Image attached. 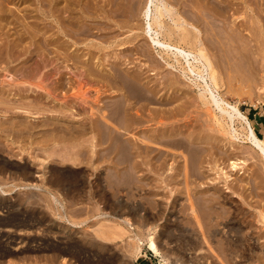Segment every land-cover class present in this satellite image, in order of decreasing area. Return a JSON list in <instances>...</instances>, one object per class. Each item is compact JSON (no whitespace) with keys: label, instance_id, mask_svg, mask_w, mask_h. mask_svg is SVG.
Masks as SVG:
<instances>
[{"label":"rangeland","instance_id":"obj_1","mask_svg":"<svg viewBox=\"0 0 264 264\" xmlns=\"http://www.w3.org/2000/svg\"><path fill=\"white\" fill-rule=\"evenodd\" d=\"M206 1L167 2L186 18L193 12L198 14L201 28L206 20L202 17L205 14L203 12H207V16L214 19L213 10L216 4L228 7L230 13L227 15V21L221 16L213 20L227 30L230 29L228 32L234 30L235 33L230 34V37L235 42L231 43L232 38L227 37L224 41L237 46L230 50L227 58L231 69L228 73V87L224 85L220 92L227 95L224 97L229 102L239 105L240 110L249 117L257 135L264 138V132H260L256 122L257 117L264 116V0ZM145 3L146 0H0V10L4 8L1 10L3 14L0 13V90L5 88L10 92H18L22 88L36 86L40 92L32 93L33 95L30 93L31 97L27 101L33 102L32 106L38 104V107H42H39L38 111L28 108L34 112H30L31 114L36 112L35 117L31 114L30 117L25 116V111L18 109L11 110L9 114L5 111L0 113V118L6 123L2 127L11 124L16 117L22 124L33 128L26 129L24 125L21 126L22 134L5 131L0 133V264H255L260 260L264 264V158L243 138L244 136L240 135L234 140L219 126H213L209 121L207 108L196 98L197 89H189L183 76L178 79L180 78V82L185 86L172 87V81L168 78H173L174 74L178 73L170 70L168 72L163 68V64L156 59V49L150 46L148 36L144 33L142 13ZM240 15L242 16L238 19ZM56 16H62V24L65 26L57 23ZM17 17L20 19L16 20ZM12 18L16 19L11 21ZM13 52L17 54L14 53L17 58ZM59 55L60 61L53 63ZM66 56H69V59L65 58ZM116 60L121 62L122 66L117 63L120 69L142 72V77H145L142 81L144 83L139 82L144 85L142 88L148 89L155 85L154 88L159 89V92L156 91V97L152 95L156 98V101L152 100L154 104H137L134 101L133 104L138 108L133 104L130 107L138 109L134 110L139 113L130 109L133 110L131 113H137L135 116L138 119L144 116L142 119L140 117L142 122H139V125L143 122L144 125L138 127V131H133L137 136L141 138L147 135L140 132L142 129H148V133L155 130L154 134L164 129L166 139L161 146L165 147L159 146L160 150L165 151L168 156L173 151L180 157L186 151L183 152V148L176 146L175 138L191 139V135L196 137L193 143L200 148L197 163L199 166L195 174L198 178L191 173L188 180L190 194L186 191L185 175L177 176L178 168L181 169L179 164L183 163L179 156L176 160L165 156L166 166L170 164L175 168L159 171L155 160V166L154 163L150 166L149 157L147 159L143 153L144 159L140 160L144 163L139 179L124 176L121 180L122 168L111 163L113 157L109 160V157L103 155L102 147L92 148L94 137L91 133L82 135L81 138L76 137L75 140L72 137L75 142L69 144L73 146L65 141L60 143L62 145L59 147L56 137L52 138V133L55 132L51 130L55 122H65V119L69 121L74 117V120L82 123L87 121V124L95 111V108H92L96 107V103L110 100L108 96L113 90L106 87L107 84L100 75L92 76L85 69H98V74L103 72L101 75H110L111 61ZM45 61H48V64ZM61 61H65L64 65L68 61V66L74 68V71L63 70V76L67 72L71 73H67L60 81V74H56L54 66ZM166 83L171 85L167 86ZM188 90L189 92H186ZM46 94L50 95V98H44ZM51 97L52 100L55 98L53 102L56 99L57 101L52 103ZM11 98V102L14 100L16 104L28 105L23 99ZM92 104L95 106L92 107ZM178 107H181L180 110ZM150 117L154 121L150 120ZM159 120H163V126L158 123ZM45 122L51 123L50 127H46ZM185 124H188L189 129ZM238 124L236 123L234 128L242 131ZM174 128L183 129L185 134L177 136L178 134L174 133L177 130ZM171 132L175 135L169 134ZM201 137L203 140L199 139ZM53 141L57 142H54L56 146ZM66 146L74 148V152L82 148L83 161L65 159ZM157 171L164 173L160 175ZM191 199L197 205V218L190 211ZM130 210L137 211L133 215ZM138 215H142L144 220L141 217L140 220ZM127 217L133 223V229L122 223L123 218ZM118 225L125 228L123 236L119 233ZM134 226L139 229H134ZM141 230L145 235L154 232L157 244L169 260H164L146 246L142 247L141 254L136 255L134 233Z\"/></svg>","mask_w":264,"mask_h":264},{"label":"bare ground","instance_id":"obj_2","mask_svg":"<svg viewBox=\"0 0 264 264\" xmlns=\"http://www.w3.org/2000/svg\"><path fill=\"white\" fill-rule=\"evenodd\" d=\"M3 1V0H2ZM8 1V0H7ZM11 1V0H10ZM30 1V0H29ZM66 1V0H65ZM168 1V0H167ZM166 0H146L145 6H143V19H144V25H143V29H144V33L148 36V39L150 41V46L154 48V50L156 49L157 51V60L161 63V65L163 64V68L170 70L173 73H178V74H174V77L172 78H168L169 81H172L171 83L173 84L172 87H177V86H185V84L181 81L180 82V78L178 79V77H182L185 78L187 81L186 86L191 89L192 87L196 88L198 91L197 94V99L198 101H201L203 106L205 105V107L207 108L208 111V116H209V121L214 124L213 126H219L221 128L222 131H224L229 138L231 139H237L240 137V135L244 136L243 138H245L249 144L251 143L252 147L255 148L260 155L264 158V138H261L257 135V133L255 132L254 126L252 125V123L250 122V119L247 115H245L239 108V105L237 103H231L227 100L226 97L227 95H223L220 92L221 87H223L224 85H227L228 79L230 77L229 71L231 70L230 67V61L227 60L228 55L230 54V50L234 48H236L237 46H235V44H231L234 43L235 40L230 37V34L235 33L233 29H231L230 32H228L229 30H227V28H225L224 26L218 25V23L216 24L215 22H213L214 19H217L216 17L221 16L222 18H226L225 21H227V15L228 13H230L228 11V7L225 5H217L214 11V19H212L211 16H207V12H203L205 13L204 15H202V17H204V20L202 25L203 28H201L200 25V16L198 14H195L193 12V14H189L187 15V18L183 15L180 14V11H178L176 9V7L171 6ZM206 1V0H205ZM227 1V0H226ZM247 1V0H246ZM74 2V1H72ZM175 2V1H174ZM207 2V1H206ZM204 2V3H206ZM222 2V1H221ZM220 2V3H221ZM225 2V1H224ZM231 2V1H230ZM50 3V2H48ZM171 3V2H170ZM5 4V3H4ZM16 4V3H15ZM31 4V3H30ZM59 4V2H58ZM63 4V3H62ZM66 4V3H65ZM68 4V2H67ZM66 4V5H67ZM112 4V3H111ZM122 4V3H120ZM174 4V3H173ZM20 5V4H19ZM38 5V4H37ZM65 5V8H66ZM89 5V4H88ZM114 5V4H113ZM112 5V6H113ZM130 5V4H129ZM180 5V4H179ZM206 5V4H205ZM208 5V4H207ZM206 5V6H207ZM17 6V5H16ZM31 6V5H30ZM58 6V5H57ZM69 6V5H68ZM67 6V7H68ZM118 6V4H117ZM177 6V5H176ZM205 6V7H206ZM230 6V5H229ZM1 7V5H0ZM4 7V6H3ZM7 7V6H5ZM62 7V6H61ZM204 7V6H203ZM214 6H212L213 9ZM19 8V7H18ZM54 8V7H53ZM103 8V7H102ZM106 8V7H105ZM211 8V7H210ZM4 9V8H3ZM1 9V10H3ZM62 9V8H61ZM71 9V7H70ZM69 9V10H70ZM74 9V8H73ZM104 9V8H103ZM0 10V13H1ZM83 10V9H82ZM128 10V9H127ZM180 10V9H179ZM211 10V9H210ZM42 11V10H41ZM75 11V10H74ZM133 11V10H132ZM202 11V10H201ZM200 11V12H201ZM208 11V10H207ZM89 12V11H88ZM93 12V11H92ZM116 12V11H115ZM241 12V11H240ZM59 13V12H58ZM91 13V12H90ZM95 13V12H94ZM126 13V12H125ZM212 13V12H211ZM210 13V14H211ZM3 14V13H1ZM0 14V15H1ZM62 14V13H61ZM85 14V13H84ZM241 14V13H240ZM5 15V12H4ZM30 15V14H29ZM67 15V14H66ZM83 15V14H82ZM109 15V14H108ZM186 15V14H185ZM201 15V14H200ZM231 15V14H230ZM235 15V14H234ZM8 16V15H7ZM18 16V15H17ZM79 16V15H78ZM106 16V15H105ZM111 16V15H109ZM114 16V15H112ZM242 15L238 16L237 18L239 19ZM67 17V16H66ZM73 17V16H72ZM190 17V18H188ZM220 17V18H221ZM26 18V17H25ZM30 18V17H29ZM36 18V17H35ZM45 18V17H44ZM71 18V17H70ZM78 18V17H77ZM86 18V17H85ZM96 18V16H95ZM105 18V17H104ZM107 18V17H106ZM109 18V17H108ZM132 18V17H131ZM236 18V19H237ZM6 19V18H5ZM9 19V18H8ZM13 19L16 18H12L11 21ZM20 18L17 17L16 20H19ZM34 19V18H32ZM84 19V18H83ZM94 19V18H91ZM114 19V18H113ZM203 19V18H202ZM208 19V20H207ZM1 20V19H0ZM29 20V19H28ZM39 20V19H36ZM79 20V19H78ZM86 20V19H85ZM212 20V21H211ZM5 21V20H4ZM10 21V20H9ZM52 21V20H51ZM56 21L57 23H59L60 25L63 23L62 22V16L58 17L56 16ZM67 21V20H65ZM70 21V20H69ZM73 21V18H72ZM81 21V20H80ZM79 21V22H80ZM215 21V20H214ZM222 21V20H220ZM224 21V22H225ZM6 22V21H5ZM22 22V21H21ZM71 22V21H70ZM85 22V21H84ZM202 22V20H201ZM224 22H222V24L224 25ZM10 23V22H8ZM221 23V22H220ZM227 23V22H226ZM67 24V23H66ZM74 24V23H73ZM72 24V25H73ZM85 24V23H84ZM250 24V23H249ZM65 26V24H62ZM78 25V24H77ZM28 26V25H26ZM71 26V25H70ZM89 26V25H88ZM245 26V25H244ZM251 26V25H250ZM68 27V26H67ZM105 27V26H104ZM80 28V27H79ZM103 28V27H102ZM60 29V28H59ZM66 29V28H64ZM101 29V28H100ZM61 30V29H60ZM71 30V29H70ZM99 30V29H98ZM239 30V29H238ZM252 30V29H251ZM63 31V30H62ZM66 31V30H65ZM78 31V30H77ZM75 31V32H77ZM41 32V31H40ZM60 32V31H59ZM64 32V31H63ZM68 32V31H67ZM84 32V31H83ZM238 32V31H237ZM66 33V32H65ZM85 33V32H84ZM255 33V32H254ZM253 33V34H254ZM74 34V33H73ZM67 36V34H65ZM232 36V35H231ZM21 37V36H20ZM230 39L232 38V40H230L231 43H229L228 41L225 42L224 39ZM1 42V41H0ZM57 42V41H56ZM20 45V44H19ZM56 46V45H55ZM17 47V46H16ZM20 47V46H18ZM60 47V46H59ZM15 48V47H14ZM23 48V47H21ZM24 50H26L24 48ZM66 50V49H65ZM71 50V49H69ZM23 51V49H22ZM27 51V50H26ZM25 51V52H26ZM77 51V50H76ZM72 52V51H71ZM145 52V51H144ZM15 52H13L14 54ZM21 53V52H20ZM23 53V52H22ZM31 53V52H30ZM66 53V52H65ZM64 53V54H65ZM12 54V53H11ZM16 54V53H15ZM14 54V55H15ZM25 54V53H24ZM52 54V53H51ZM50 54V55H51ZM59 54V53H58ZM142 54V53H141ZM17 55V54H16ZM16 55L14 57H16ZM22 55V54H21ZM49 55V56H50ZM67 55V54H66ZM69 55V54H68ZM64 56V55H63ZM147 56V55H146ZM18 57V56H17ZM16 57V58H17ZM54 57V56H53ZM52 57V58H53ZM62 57V56H61ZM69 57V56H68ZM67 56L65 58H68ZM77 57V56H75ZM149 57H151L149 55ZM12 58V57H11ZM10 58V60H11ZM55 58V57H54ZM53 58V59H54ZM59 57L57 56V58L54 59V62L60 61ZM64 58V57H63ZM64 58V59H65ZM73 58V57H72ZM80 58V57H79ZM122 58V57H121ZM61 59V58H60ZM69 59V58H68ZM74 59V58H73ZM72 59V60H73ZM152 59V58H151ZM13 60V58H12ZM15 60V59H14ZM52 60V59H51ZM50 60V62H51ZM155 60V58H154ZM66 61V60H65ZM65 61H61L60 64L59 62L55 64L54 69L56 74H60V78L59 80L61 81L62 79H64L63 77L69 73L67 72L64 76H63V70H69V71H74V68H70L67 64L65 63V65L63 64ZM153 61V60H152ZM150 61V62H152ZM3 62V61H2ZM48 62V61H47ZM45 61V63H47ZM79 62V61H78ZM112 64L110 66V70L109 73L110 75H101L98 74L99 72L93 71L90 68H88L87 70L85 69V71H87L89 74L96 75L99 76L101 78L104 79V81L106 82V87L109 90H113L112 94L108 96V98L110 100L108 101H103L101 104L96 103V107L94 104H92V110L95 108L94 113H92V116H90V114L88 113L89 117V123L86 124L80 122L79 120H74L73 118H71L69 121L68 119H65V122H63V120H61V122L57 121V123L55 122L54 127L49 130L54 131V133H52V138L56 137V140L58 141L55 142L53 141V143H57V146L59 145V147H61L62 144L65 141H68L66 143H73L72 141H74L76 139V137H80L82 135L85 134H92L94 138H92V148L94 149L95 147H102V151H103V155L105 157H109L111 160L113 157V162L111 160V163H113L114 165L121 167L122 169L120 170V179H124L126 176L127 177H133L135 180L139 179L140 176V171H142L141 166H143V160H140L141 158L144 159L142 156L144 155L143 153H145L146 155H144V157H149V163L146 161V163H148L151 166V163L153 164V160H155V163L157 164V168L160 171L161 169H164L163 171L167 170H172L175 167L172 165L167 167L165 161L167 160L165 156L168 157H172L173 160L177 158V156H179L176 153L172 154L170 152V156H168L169 154H166L165 151L163 152V150H160L162 147L161 144L163 143V141L166 139L164 138L166 135L165 130H161L160 133L154 134V131H152L151 133L148 131L146 132V130L148 129H142L140 130V132H143V134L147 135L144 137L142 136L143 134H141V136L143 137H139L134 133L133 131L136 130L138 127H141V125H144V122L142 124L139 125V122H142V117L144 116H140L139 119L137 118V116H135L138 111V107H136V104H133V102H137L140 103L142 102H148L149 104L152 102V100L154 99L152 95L155 96V94L157 93L154 86H149L151 88H142L143 86L140 85L139 82L144 81L145 77H142V72L140 71H125V69H120L117 65V63H119L117 60L116 61H111ZM156 62V60L154 61ZM157 62V63H159ZM53 63L51 64V66L53 65ZM76 63V61H75ZM74 63V64H75ZM121 63V62H120ZM119 63V64H120ZM159 63V64H160ZM24 64V63H23ZM48 64V63H47ZM67 64V66H66ZM94 64V63H93ZM50 65V63H49ZM64 65V66H63ZM78 65V64H77ZM88 65V64H87ZM101 65V64H98ZM121 65V64H120ZM159 65V66H161ZM46 66V65H45ZM93 66V65H92ZM122 66V65H121ZM158 66V65H157ZM156 66V67H157ZM75 67V66H74ZM82 67V66H81ZM80 67V68H81ZM91 67V65H90ZM101 67V66H100ZM153 67V66H152ZM155 67V65H154ZM53 68V67H52ZM51 68V69H52ZM99 68V67H98ZM162 68V69H163ZM102 69V68H101ZM106 69V68H105ZM156 69V68H155ZM158 69V68H157ZM161 69V68H160ZM230 69V70H229ZM150 70V69H149ZM50 71V70H49ZM53 71V70H52ZM79 71V70H78ZM81 71V70H80ZM82 71V72H85ZM103 71V70H102ZM81 72V73H82ZM164 72V71H163ZM169 72V71H168ZM71 73V72H70ZM69 73V74H70ZM79 73V72H78ZM77 73V74H78ZM80 73V74H81ZM105 73V72H104ZM156 73V72H155ZM167 73V72H166ZM172 73V74H173ZM179 73L181 76H179ZM74 74V73H73ZM169 74V73H168ZM54 75V74H53ZM82 75V74H81ZM144 75V74H143ZM83 76V75H82ZM173 76V75H172ZM164 77V76H163ZM66 78V77H65ZM95 78V77H94ZM148 78V77H147ZM102 79V80H103ZM167 79V80H168ZM66 80V79H65ZM69 80V79H68ZM67 80V81H68ZM101 80V81H102ZM232 80V79H231ZM55 81V80H54ZM64 81V80H63ZM62 81V84H63ZM100 81V79H99ZM147 81V80H146ZM184 81V80H183ZM184 81V82H185ZM237 81V80H236ZM58 82V81H57ZM104 82V83H105ZM148 82V81H147ZM167 82V81H166ZM241 82V81H240ZM144 83V82H142ZM151 83V82H148ZM169 83V82H167ZM166 83V85H167ZM183 83V84H182ZM58 84V83H57ZM61 84V85H62ZM152 84V83H151ZM164 84V83H163ZM60 85V84H59ZM148 85V84H145ZM153 85V84H152ZM171 85V84H170ZM167 85V86H170ZM232 85V84H230ZM21 86V85H20ZM36 87V86H35ZM34 87V88H35ZM38 87V86H37ZM60 87V86H59ZM165 87V86H164ZM228 87V85L226 86ZM32 87H26L25 89L22 88V90L20 89L18 92H15L17 90H15L14 92H10L9 90L1 89L0 90V113H2V111L5 112H11V110H22L25 111V116H29V114L34 113L31 112L28 108H31V110L33 111H38L40 108H42L41 106L38 107V104L36 105H31V103L33 102H28L27 99H29L30 93H36L38 94V92H40V89H34ZM160 88V87H159ZM183 88V87H182ZM181 90H186V89H182ZM44 89V88H43ZM176 90H180L175 88ZM11 90V89H10ZM13 90V89H12ZM170 90V89H169ZM173 90V89H172ZM42 91V90H41ZM175 91V90H174ZM182 91V92H183ZM159 92V91H158ZM186 92H189L186 91ZM42 93V92H41ZM50 93V92H48ZM116 93H121V94H116ZM168 93V92H167ZM177 93V92H176ZM179 93V92H178ZM52 94V93H51ZM114 94V95H113ZM151 94V95H150ZM169 94V93H168ZM33 95V94H32ZM40 95V94H39ZM38 95V97H39ZM43 95V94H42ZM41 95V96H42ZM47 95V94H46ZM44 95L45 97H49L50 95ZM172 95V93H171ZM52 96V95H51ZM174 96V95H173ZM181 96V95H180ZM11 97H18L21 100L23 99L24 102L28 103V105L22 104H16V102H11V100H9ZM156 97V96H155ZM171 97V96H170ZM50 98V97H49ZM161 98V97H160ZM172 98V97H171ZM177 98V97H176ZM180 98V97H179ZM183 98V97H182ZM12 99V98H11ZM34 99V98H33ZM43 99V98H42ZM55 99V98H54ZM53 99V100H54ZM85 99V98H84ZM97 99V98H95ZM99 99V98H98ZM107 100V98H105ZM156 99V98H155ZM154 99V100H155ZM52 97L51 100L52 103L53 102ZM103 100V99H102ZM158 100V99H157ZM167 100V99H166ZM165 100V101H166ZM196 100V99H195ZM30 101V100H29ZM41 101V99H40ZM46 101V100H45ZM98 101V100H97ZM156 101V100H155ZM170 101V100H169ZM178 101V100H177ZM180 101V100H179ZM48 102V101H47ZM134 102V103H135ZM158 102V101H157ZM43 103V102H41ZM153 103V102H152ZM169 103V102H168ZM173 103V102H172ZM34 104V103H33ZM48 104V103H47ZM46 104V105H47ZM62 104V103H61ZM87 104H89L87 102ZM135 105L136 108H130L131 106ZM154 104V103H153ZM157 104V103H156ZM41 105V104H40ZM50 105V104H48ZM145 105V104H144ZM148 105V104H147ZM152 105V104H151ZM160 105V104H159ZM167 105V104H166ZM43 106V105H42ZM80 106V105H79ZM91 106V105H90ZM143 106V105H141ZM46 107V106H45ZM44 107V108H45ZM145 108L147 107L146 105L144 106ZM151 106H149L150 108ZM27 108V109H25ZM35 108V109H33ZM63 108V107H62ZM142 108V107H141ZM139 108V109H141ZM181 108V107H180ZM180 108L178 107V109L180 110ZM25 109V110H24ZM38 109V110H37ZM64 109V108H63ZM130 109H136L134 111H136L134 114L131 113ZM165 109V108H164ZM170 109V108H168ZM177 109V108H176ZM175 109V112H176ZM150 110V109H148ZM167 110V109H166ZM178 110V111H179ZM43 111V110H41ZM46 111V110H44ZM142 111V110H140ZM145 111V110H143ZM152 111V110H151ZM162 111V110H161ZM174 111V109H173ZM172 111V112H173ZM15 112V111H14ZM31 112V113H30ZM40 112V111H39ZM51 112V111H50ZM60 112V111H59ZM72 112V111H71ZM157 112V111H156ZM18 114V118L19 117V112H16ZM23 113V112H22ZM43 113V112H42ZM45 113V112H44ZM143 113V112H142ZM148 113V112H147ZM154 113V111H153ZM161 113V112H160ZM165 113H167L165 111ZM171 113V112H170ZM174 113V112H173ZM172 113V114H173ZM5 114V113H4ZM15 114V113H14ZM36 114V112H35ZM35 114H31L33 117L37 116ZM82 114V113H81ZM151 114V113H150ZM156 114V113H155ZM2 115V114H1ZM7 115V114H6ZM35 115V116H34ZM79 115V114H78ZM86 115V114H85ZM139 115V114H138ZM141 115V112H140ZM145 115V114H144ZM148 115V114H147ZM158 115V114H157ZM169 115V112H168ZM177 115H179L177 113ZM176 115V116H177ZM5 116V115H4ZM59 116V115H58ZM150 116V115H148ZM174 116V115H173ZM15 117V116H14ZM30 117V116H29ZM57 117V116H56ZM71 117V116H70ZM156 117V116H155ZM171 117V116H169ZM16 118V117H15ZM13 119L12 122H10L11 124H9L8 126H3V124H6L5 121H2V119L0 118V133L3 134L2 132L5 131L6 132H17V134H22L23 130L21 129V126L24 127V125L26 124H22L20 119ZM88 118V117H87ZM145 118H147L145 116ZM145 118H143V120L145 121ZM160 118V116H159ZM158 118V119H159ZM163 118V117H162ZM79 119V118H78ZM150 120L154 119L152 117L149 118ZM157 119V120H158ZM161 119V118H160ZM173 119V117H172ZM192 119V118H191ZM50 120V119H49ZM81 120V119H80ZM156 120V119H155ZM166 120V119H165ZM186 120V119H185ZM10 121V120H9ZM43 121V120H42ZM54 121V120H53ZM148 121V120H147ZM163 120H159L158 123H160L162 126L164 125V123L162 124ZM178 121V120H177ZM31 122V121H30ZM84 122V121H83ZM151 122V121H148ZM175 122V121H174ZM197 122V121H195ZM208 122V121H207ZM46 123V122H45ZM60 123V124H59ZM63 123V124H62ZM157 123V121H156ZM157 123V124H158ZM189 124V122H187ZM240 124L241 126V130L242 131H238L234 128L235 124ZM43 124V122H42ZM58 124V125H57ZM138 124V125H137ZM175 124V123H174ZM188 124H185L186 127L188 126ZM238 124V125H239ZM31 125V124H30ZM49 125H51V123H46V127H50ZM148 125V124H147ZM159 125V124H158ZM184 125V124H183ZM192 125V124H191ZM211 125V124H210ZM39 126V125H38ZM45 126V125H44ZM146 126V125H145ZM196 126V125H195ZM35 127V126H34ZM37 127V126H36ZM147 127V126H146ZM185 127V126H184ZM183 127V128H184ZM194 127V126H193ZM29 128L30 130L33 128H30V126H28V124L26 125V129ZM43 128V127H42ZM143 128V126H142ZM148 128V127H147ZM165 128V127H164ZM192 128V127H191ZM217 128V127H216ZM28 129V130H29ZM35 129V128H34ZM37 129V128H36ZM35 129V130H36ZM40 129V128H39ZM38 129V130H39ZM156 129V128H153ZM158 129V128H157ZM167 129V127L165 128ZM187 129H189L187 127ZM194 129V128H192ZM37 130V131H38ZM44 130V129H43ZM48 130V129H47ZM169 130V129H168ZM174 130H177L176 128H174ZM171 130V131H174ZM181 130H177L174 133H177V136H180L179 134H182L185 132ZM34 130H32L33 132ZM138 131V129H137ZM150 131V129H149ZM160 131V129H159ZM196 131H198L196 129ZM35 132V131H34ZM170 132V131H168ZM192 132V131H191ZM190 132V134H191ZM219 132V130H218ZM42 133V132H41ZM173 132L169 133V134H174ZM188 133V132H187ZM195 133V132H194ZM32 134V133H31ZM37 134V132H36ZM54 134V135H53ZM124 134H127V136L129 135V137H125ZM189 134V133H188ZM189 134V135H190ZM224 134V133H223ZM225 134V135H226ZM5 135V134H4ZM11 135V134H10ZM41 135V134H40ZM139 135V134H138ZM168 135V133H167ZM169 135V137L171 136ZM175 135V134H174ZM187 135V137L189 138L190 136ZM9 136V135H8ZM15 136V135H14ZM36 136V135H35ZM91 136V135H90ZM202 136V135H200ZM208 136V135H207ZM211 136V135H210ZM221 136V135H220ZM16 137V136H15ZM29 137V136H28ZM34 137V135L32 136ZM41 137V136H40ZM44 137V136H43ZM50 137V136H49ZM72 137L74 140H72ZM75 137V138H74ZM83 137V136H82ZM182 137V136H181ZM191 139H187L186 137H182V138H175L176 140L174 141V143H176L177 147H181L183 148V152L186 151V153H182L181 155V159L183 160L181 165V169L178 168L177 170V176H180V174L185 175L186 177V185H187V192L189 190H191L189 188V178L191 177V173L194 175L197 174L196 173V168L199 166H197L198 160H199V153H200V148H198L194 143H193V139L196 138L195 136L191 135ZM23 138V137H22ZM31 138V136H30ZM39 138V137H38ZM46 138V137H45ZM51 138V139H52ZM81 138V137H80ZM125 138V139H124ZM164 138V139H163ZM174 138V137H173ZM34 139V138H33ZM48 139V138H47ZM90 139V138H89ZM202 139L203 138H199ZM50 140V139H49ZM169 140V139H167ZM174 140V139H173ZM82 141V140H81ZM87 141V140H86ZM96 143H95V142ZM199 141V140H198ZM205 141V140H204ZM39 142V141H38ZM50 142V141H49ZM52 142V141H51ZM75 142V141H74ZM91 142V141H90ZM94 142V143H93ZM168 142V141H167ZM170 142V141H169ZM173 142V141H172ZM200 142V141H199ZM33 143V142H31ZM36 143V142H35ZM42 143V142H41ZM54 143V145H55ZM65 143V144H66ZM82 144V142H80ZM142 143L144 145H142ZM147 143V144H145ZM204 143V142H203ZM206 143V141H205ZM224 143V142H223ZM228 143V142H227ZM48 144V143H47ZM81 144H77L78 146ZM84 144V143H83ZM198 145V143H196ZM40 145V144H39ZM67 145V144H66ZM71 146H73L72 144H69ZM76 145V143L74 144ZM152 145V146H151ZM153 145H157L153 146ZM166 145V143H165ZM229 145V144H228ZM45 146V145H44ZM56 146V145H55ZM68 146V145H67ZM66 146V147H67ZM84 146V145H83ZM80 146V147H83ZM209 146V145H208ZM214 146V145H213ZM63 147V146H62ZM165 147V146H163ZM167 147V146H166ZM65 148V147H64ZM79 148V147H77ZM207 148V147H206ZM74 148H70L67 147L65 149V159H73L74 161H83V157H84V150L82 151L80 148V150H73ZM165 150V149H164ZM173 150V149H172ZM177 150V149H176ZM175 150V151H176ZM156 151H158L156 153ZM205 151V150H204ZM256 151V152H257ZM86 152V151H85ZM95 151H93L94 153ZM155 152V153H154ZM168 153V152H167ZM86 154V153H85ZM97 154V153H96ZM153 154V155H151ZM156 154V155H155ZM184 154V155H183ZM102 155V156H103ZM158 155V156H157ZM165 157V158H164ZM49 158H51V156H49ZM63 158V157H62ZM145 158V159H146ZM171 158V159H172ZM103 159V158H102ZM148 159V158H147ZM146 159V160H147ZM108 160V159H107ZM177 162H179L177 160ZM110 163V164H111ZM155 163L153 164L155 166ZM180 163V162H179ZM118 164V165H117ZM235 164V163H233ZM112 165V164H111ZM176 165V164H175ZM115 166V167H116ZM126 166V167H125ZM25 167V166H24ZM178 167V165H177ZM176 167V168H177ZM234 167H236L234 165ZM153 168V167H151ZM150 168V169H151ZM155 168V167H154ZM156 168V170H157ZM25 169V168H24ZM117 169V168H116ZM115 169V171H116ZM125 169V170H124ZM15 171V170H14ZM119 171V170H118ZM152 171V170H151ZM25 172V170H24ZM23 172V173H24ZM190 174H187V173ZM200 172V171H199ZM20 173V172H19ZM115 173V172H114ZM112 172V174H114ZM118 173V172H117ZM158 174H160L157 171ZM161 172L160 175H162ZM25 174V173H24ZM119 174V173H118ZM117 174V175H118ZM142 175V174H141ZM114 176V175H113ZM143 176V175H142ZM148 176V175H147ZM196 176V175H195ZM161 177V176H160ZM198 178V176H196ZM27 178V177H26ZM115 178V177H114ZM118 178V177H117ZM179 178V177H177ZM193 178V176H192ZM60 179V178H59ZM58 179V180H59ZM134 180V181H135ZM179 180V179H178ZM185 180V179H184ZM115 181V180H114ZM137 182V181H136ZM55 183V182H54ZM139 183V182H138ZM26 187V185H25ZM189 193V192H188ZM190 194V193H189ZM192 195V193H191ZM189 195V197L191 196ZM55 196V195H53ZM193 197V196H192ZM194 200L191 199L190 202H192ZM196 202V201H195ZM198 202V201H197ZM191 207H190V211L191 213L197 218L198 214H197V205L192 202L190 203ZM121 206V205H120ZM136 206V205H135ZM139 207V206H137ZM141 207V205H140ZM139 207V209H140ZM131 207H129L130 209ZM134 209V208H133ZM132 209V210H133ZM130 210V211H132ZM129 211V212H130ZM135 211V210H134ZM137 211V210H136ZM135 211V212H136ZM133 212V211H132ZM133 212V215L134 213ZM130 214V213H129ZM132 214V213H131ZM138 214V213H137ZM132 215V216H133ZM136 215V214H135ZM139 216V215H138ZM142 216V215H141ZM139 216V218L141 217ZM137 217V215H136ZM142 218V217H141ZM140 218V220H141ZM143 219V218H142ZM144 220V219H143ZM140 222V221H139ZM122 223L130 226L132 228L133 223L130 222L129 218H123ZM144 223V221H143ZM116 225V224H115ZM143 226V225H142ZM145 226V225H144ZM170 226V225H169ZM137 227V226H136ZM134 226V229L136 228ZM119 233L121 236H123V234L126 232L125 228H123L122 226H119ZM138 228V227H137ZM133 229V228H132ZM139 229V228H138ZM149 231H151V229L149 228ZM138 232V233H137ZM134 233V241H135V245H134V250L136 255L138 256L139 254L142 253V247L146 246L148 250L155 252L157 255H159L160 257H162L164 260H169V257L167 256V254L163 253L162 249H160L159 245L157 244L156 238L154 236V232H149L147 235L143 234V231H137ZM119 235V236H120ZM120 236V237H121ZM72 247V246H71ZM75 248V247H74ZM77 248V246H76ZM62 249V248H61ZM69 249V248H68ZM66 250V249H65ZM74 250V249H73ZM86 250V249H85ZM69 251V250H68ZM63 253H66L65 251H62ZM72 252V251H70ZM62 253V254H63ZM79 253V251L77 252ZM61 256V255H60ZM262 259V258H261ZM198 260V259H197ZM260 260V259H259ZM262 260L259 261V263H255V264H263V262H261ZM264 261V260H263ZM168 262V261H167ZM258 262V261H257ZM194 263V262H193ZM199 264H201L199 262Z\"/></svg>","mask_w":264,"mask_h":264},{"label":"crops","instance_id":"obj_3","mask_svg":"<svg viewBox=\"0 0 264 264\" xmlns=\"http://www.w3.org/2000/svg\"><path fill=\"white\" fill-rule=\"evenodd\" d=\"M256 122H257L260 132H264V116L257 117Z\"/></svg>","mask_w":264,"mask_h":264}]
</instances>
